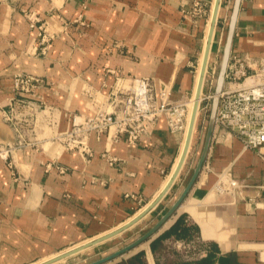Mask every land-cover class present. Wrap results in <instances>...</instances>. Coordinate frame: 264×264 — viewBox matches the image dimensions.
Wrapping results in <instances>:
<instances>
[{
  "label": "crops",
  "instance_id": "0c3cea01",
  "mask_svg": "<svg viewBox=\"0 0 264 264\" xmlns=\"http://www.w3.org/2000/svg\"><path fill=\"white\" fill-rule=\"evenodd\" d=\"M196 1L202 6L198 15L192 13ZM234 4L220 2L208 68L220 66ZM214 5L215 0H0V144L17 142L2 119L16 74L43 80L36 94L46 105L27 144L11 153L9 164L0 158V264L55 258L117 230L158 197L176 169L185 135L170 131L165 117L135 144L92 136L91 155L65 150L56 136L70 128L69 114L91 115L95 106L88 94H111L117 75L153 77L173 102L186 101L193 91L192 103ZM25 12L36 13L54 36L46 51L38 48ZM263 52L264 0H239L230 54ZM196 134L178 178L140 221L155 220L154 226L189 184L204 142ZM106 153L117 161L110 164ZM219 178L238 187L220 192ZM262 186L264 161L238 139L212 135L203 165L172 215L111 264L133 257L142 264L181 263L166 242L193 234L213 247L198 264H264ZM110 240L94 245L100 246L97 252Z\"/></svg>",
  "mask_w": 264,
  "mask_h": 264
},
{
  "label": "built area",
  "instance_id": "2783aa9c",
  "mask_svg": "<svg viewBox=\"0 0 264 264\" xmlns=\"http://www.w3.org/2000/svg\"><path fill=\"white\" fill-rule=\"evenodd\" d=\"M192 9L193 14H200V2H194ZM25 17L29 27L37 31L38 48L46 51L54 36L47 32L36 13L25 12ZM213 74L215 77L217 70ZM116 77V87L111 94H88L95 106L91 115H68L70 128L56 136L65 150L91 155L92 136L135 144L150 133L161 117L166 118L170 131L185 130L188 114L186 101L169 100L170 92L153 77ZM42 85L43 80L32 74H16L13 77L14 95L2 109L3 121L13 127L17 136L15 145L0 144V158L8 164L11 153L27 144L25 140L28 134L46 109L36 94ZM211 98L213 100L214 94ZM212 135L218 138L234 137L243 148L254 151L264 161V52L258 56L230 54L224 85L218 94ZM104 157L110 164L117 161L108 153ZM237 187L235 180L229 179L226 186L224 180L219 178L216 188L223 192ZM261 203L264 207V196ZM166 245L174 249L181 263H197L213 253L212 245L196 234L189 238L171 237Z\"/></svg>",
  "mask_w": 264,
  "mask_h": 264
},
{
  "label": "water",
  "instance_id": "95a60500",
  "mask_svg": "<svg viewBox=\"0 0 264 264\" xmlns=\"http://www.w3.org/2000/svg\"><path fill=\"white\" fill-rule=\"evenodd\" d=\"M220 2L221 0H215V5H214V10H213V15H212V19H211V27H210V31H209V35H207V40H206V46H205V53H204V59H203V67H202V76H201V82L199 84V87L201 85H203L204 83V78H205V72L207 70V64H208V57H209V53H210V48H211V42L213 39V34H214V30H215V24H216V20H217V16H218V11H219V7H220ZM238 4H239V0H235V4L233 7V11L231 13L230 19H229V24H228V32H227V37L224 43V47H223V51H222V57H221V62H220V66H219V70L217 72V79H216V84H215V88L213 91L214 94V98L211 102L210 105V114H209V119L207 122V128H206V132H205V136H204V142H203V148H202V152L201 155L198 159V162L196 164V167L194 169V173L191 177V180L189 182V184L187 185V187L184 189L183 193L178 197V199L174 202V204L172 205V207L157 221V223L152 226L146 233H144L141 237L137 238L135 241H133L132 243L126 245L125 247L117 250L116 252L107 255L105 257H102L98 260H95L91 263L88 264H104L107 263L113 259H115L116 257L124 254L125 252L130 251L131 249H133L134 247H136L139 243H141L142 241L148 239L151 235H153L157 229H159V227L172 215V213L174 212V210L177 208V206L181 203V201L183 200V198L185 197L186 193L188 192V190L190 189V187L192 186V184L194 183L202 165L203 162L206 158L207 155V151L211 142V138H212V134H213V129H214V121H215V113H216V109H217V105H218V94L221 92L223 85H224V79H225V72H226V68H227V63H228V59L230 56V51H231V46H232V38H233V34H234V28H235V23H236V18H237V12H238ZM197 98H199V95L197 96ZM195 113H196V107L194 109V113H193V122L191 124V128L189 129L188 132V136H187V142L185 145V150L183 151V155H182V159L179 163V165L177 166L172 178L170 179L169 183L167 184V186L161 191V193L158 195V197L146 208L144 209V211H142V213H140L138 216H136L134 219H132L131 221H129L128 223H126L124 226H122L121 228H118L115 231H112L102 237H99L93 241H90L88 243H85L79 247H76L70 251H67L65 253H62L61 255H58L57 257L53 258V259H49L48 261H45L44 263L41 264H53L57 261L63 260L73 254H76L82 250H85L86 248H89L93 245H96L100 242H103L119 233H121L123 230H125L126 228L132 226L133 224H135L137 221H139L145 214H147L168 192V190L170 189V187L172 186V184L175 182L177 176L179 175V172L181 170V167L183 165V163L185 162V158L187 157V151L189 149V141L192 135V129L193 127H195V123L196 119H195ZM197 118V116H196ZM184 160V161H183Z\"/></svg>",
  "mask_w": 264,
  "mask_h": 264
},
{
  "label": "rangeland",
  "instance_id": "374dc122",
  "mask_svg": "<svg viewBox=\"0 0 264 264\" xmlns=\"http://www.w3.org/2000/svg\"><path fill=\"white\" fill-rule=\"evenodd\" d=\"M218 66H219L218 64H212L211 67H209V68L207 67L205 78H204V83H203V89L199 93L200 98L199 99L197 98V93H196V95L193 98L194 102H192L194 105L191 106V103L188 104L189 106H188L187 121L189 119L188 115L190 114V111L192 110L194 112L195 107H196V113H197V115L195 113V118H196V116H197V118H196V122H195V129H193V137H195L197 135L196 133H199V137H201L200 134H202L201 139H203V141H204V136H205V132H206V128H207V122H208L209 114H210V105L212 102L211 97L213 95V91H214L215 84H216V83H213V80L215 81L217 79V75L214 77L213 71H216L219 68ZM217 72H218V70H217ZM195 78H196V74L194 75L193 79H195ZM192 94H193V91L190 92L189 97L186 100L187 103H189V100L191 99ZM191 144H192V141H191ZM189 150H190V147H189ZM187 156H188V154H187ZM187 158L188 157H186V159ZM186 159H185V162H186ZM183 167H184V164H183ZM183 167H182V169H183ZM178 176H177V178H178ZM144 209L142 211H144ZM154 222H155V220L151 221L150 219L145 220V221L139 220L135 224H133L132 227L130 226V227L126 228L125 230H123L121 232L122 234L119 233V234L109 238L111 240L109 242H107V244L105 246L106 248L104 251L97 252V249H100L99 248L100 246L94 247V245H93V246L89 247L88 249H85V250H82V251L76 253L75 255L73 254V257H71L69 259H63V260L57 261L53 264H88V263H91V262L98 260L102 257L110 255V254L116 252L117 250L125 247L126 245L132 243L137 238L141 237L144 233H146L151 228V226L154 224ZM185 238H187V237H185ZM128 253H129V251L125 252L124 254H122V255L116 257L115 259H113L107 263H104V264H111L116 259L124 257ZM51 259H53V258H51ZM46 261H48V260H46ZM44 262H42V263H44ZM36 264H41V263L39 262Z\"/></svg>",
  "mask_w": 264,
  "mask_h": 264
},
{
  "label": "bare ground",
  "instance_id": "6f19581e",
  "mask_svg": "<svg viewBox=\"0 0 264 264\" xmlns=\"http://www.w3.org/2000/svg\"><path fill=\"white\" fill-rule=\"evenodd\" d=\"M214 10V9H213ZM212 15H213V13H212ZM211 19H212V17H211ZM210 27H211V24H210ZM209 31H210V28H209ZM208 35H209V32H208ZM212 43V42H211ZM207 44V43H206ZM205 50V49H204ZM205 53V52H204ZM203 59H204V56H203ZM208 59H209V57H208ZM202 67H203V63H202ZM202 68H201V76H202ZM203 72H205V74H206V71H203ZM201 76H199L198 77V81H199V78H200V81H199V83H198V86H197V90H196V92H197V96L199 95V98H200V92L202 91V89H203V85H201L200 86V88H198L199 87V84H200V82H201ZM198 98V99H199ZM194 100H192V102H193ZM192 105H194L193 103H191V106ZM197 105V104H196ZM192 113H194L192 110L190 111V114L188 115V121H187V125H186V128H185V135H184V142H183V146H182V149H181V154H180V156H179V158H178V161H177V164H176V168H177V166L179 165V163H180V161H181V159H182V155H183V151L185 150V145H186V142H187V136H188V132H189V129L191 128V124H192V122H193V120H192V117H193V114ZM192 114V115H191ZM196 115H197V113H196ZM196 119V118H195ZM194 123H195V121H194ZM193 129H195V127H193ZM193 129H192V135H191V138H193ZM190 138V143H189V147H190V145H191V141H192V139ZM188 152H189V149H188V151H187V154H188ZM186 159V158H185ZM184 161V160H183ZM184 164V163H183ZM182 167H183V165H182ZM182 167H181V169H182ZM176 170V169H175ZM175 170H174V172H175ZM181 171V170H180ZM174 172H173V174H174ZM180 173V172H179ZM173 174H172V176H173ZM172 176L171 177H169L170 179L172 178ZM168 178V179H169ZM168 179H167V181H168ZM170 179H169V181H170ZM169 183V182H168ZM167 183V184H168ZM167 186V185H166ZM165 186V187H166ZM164 187V188H165ZM132 227V226H131Z\"/></svg>",
  "mask_w": 264,
  "mask_h": 264
},
{
  "label": "trees",
  "instance_id": "16d2710c",
  "mask_svg": "<svg viewBox=\"0 0 264 264\" xmlns=\"http://www.w3.org/2000/svg\"><path fill=\"white\" fill-rule=\"evenodd\" d=\"M198 263H200V261ZM198 263H196V264H198ZM116 264H142V262L137 257H133L130 259L122 260ZM178 264H194V263H178Z\"/></svg>",
  "mask_w": 264,
  "mask_h": 264
}]
</instances>
